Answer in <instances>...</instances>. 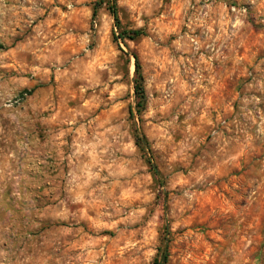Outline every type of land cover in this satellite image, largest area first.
Segmentation results:
<instances>
[{"label": "rangeland", "instance_id": "374dc122", "mask_svg": "<svg viewBox=\"0 0 264 264\" xmlns=\"http://www.w3.org/2000/svg\"><path fill=\"white\" fill-rule=\"evenodd\" d=\"M96 1L0 0V264H264V0Z\"/></svg>", "mask_w": 264, "mask_h": 264}, {"label": "trees", "instance_id": "16d2710c", "mask_svg": "<svg viewBox=\"0 0 264 264\" xmlns=\"http://www.w3.org/2000/svg\"><path fill=\"white\" fill-rule=\"evenodd\" d=\"M104 4L108 6V9L115 21V27L118 29V33L115 34V40L117 41L118 40L123 41L125 39L135 40L136 38L144 35L143 31L141 30H126L123 28L122 23L119 19L116 0H98L95 3L94 9L96 10L97 8L101 7ZM134 59H135V65H136V80H135V96L137 100L136 106H137V112H140V109H143V106L145 104L146 94H145V89H144V79L140 72L138 57L134 55ZM132 116H134L133 112H132ZM136 145L139 147L141 151H144V152L150 151L149 141L147 137L143 134H139L137 136ZM153 170L156 176H160V173L155 166H153ZM167 235H169L168 228L166 229V236ZM168 244H169V239L164 237L163 245L159 249L158 255L155 258L153 264H168V259H169Z\"/></svg>", "mask_w": 264, "mask_h": 264}]
</instances>
